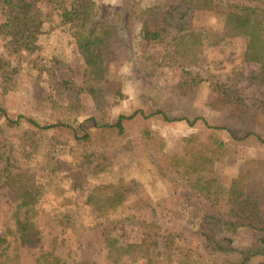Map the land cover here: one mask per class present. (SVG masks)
<instances>
[{"label":"trees","instance_id":"16d2710c","mask_svg":"<svg viewBox=\"0 0 264 264\" xmlns=\"http://www.w3.org/2000/svg\"><path fill=\"white\" fill-rule=\"evenodd\" d=\"M68 1L0 0L1 45L22 63L15 67L0 54V78L13 81L23 70L34 74L32 64L37 71L33 76H41L47 64L62 61L60 48H48L44 40L66 33L83 61L78 92H89L98 111L95 130L87 131L71 117L75 100L66 106L52 102L53 120L45 123L10 108L9 91L0 86V187L9 193L18 224L0 232V264H21L23 248L43 242L37 218L44 202L57 205L53 214L59 224L33 264H84L75 260L73 248L87 229L79 227L78 211L72 210L80 180L85 184L81 190L87 188L80 195L95 210L87 225L101 226L103 248L113 264H229L216 261L217 253L237 254L233 264H264V3ZM42 2L50 8L48 25L39 18ZM202 14L224 15V21L219 29L193 27L192 19ZM120 15L130 17L131 32ZM142 45L146 48L140 53ZM130 56L128 76L136 87L132 96L110 72L113 62ZM166 68L178 72L171 85L160 77ZM206 81L216 87L207 103L214 124L196 104ZM248 87L256 95L246 96ZM123 99H130L132 112L115 115L112 106ZM150 109L166 120L182 112L193 130L178 147L168 149L149 123ZM251 147L258 149L255 158L247 157ZM235 159L244 161V169L226 183L220 168ZM123 160L128 169L145 173L148 187L117 173ZM73 168L79 178L68 177ZM169 177L211 204L226 200L233 208L227 218L199 214L198 233L212 248V259L197 249L173 259L160 248V225L141 218L140 201H151L153 195V201L169 199L160 196L158 185Z\"/></svg>","mask_w":264,"mask_h":264},{"label":"rangeland","instance_id":"374dc122","mask_svg":"<svg viewBox=\"0 0 264 264\" xmlns=\"http://www.w3.org/2000/svg\"><path fill=\"white\" fill-rule=\"evenodd\" d=\"M261 1L264 3V0ZM68 2H70V0ZM40 5L42 7L39 12V18H43L42 20L48 25L50 22V8L45 2H42ZM223 21L224 15L202 14L192 19V26L196 27V25L199 24H208L219 29ZM120 22L127 31L131 32L133 25L128 15H120ZM44 41L48 48L51 45L60 48L59 52L62 53V61L47 64L42 75L38 77L33 76L37 74V71L33 68L34 64H32L30 68L32 71H35L34 74H27L26 71L23 70L21 77H15L13 81L0 78V86L9 91L7 103L12 109L33 114L42 122L50 123L53 120V112L51 109L52 102H56V105L59 106H66L69 105L71 101L75 100L76 102L74 101L73 107L69 108L72 119H76L87 131L95 130L94 118L98 116L97 107L89 92H78V86H81L83 79L82 72L84 67L81 56L75 53L72 39L66 33L56 32V34L47 37ZM1 43L0 36V54L6 56L13 66H22L21 58L9 56L7 49L2 46ZM48 48L44 50H46V52H51V49ZM145 48L144 45L139 47L140 53L144 51ZM155 48L156 50L154 52L159 53L160 49L158 50L157 47ZM131 59H133L132 56L124 58L123 62L115 61L110 66L112 77L117 81L123 82L124 90L130 96L133 95V91L136 88L132 85L133 83L128 76V64L126 60ZM32 60L37 64L42 62L39 59ZM177 75L178 72L176 70L166 68L163 69V73L160 77L163 83L171 85L176 82ZM66 79L72 81L71 85L65 86L62 84ZM215 88L212 81H206L201 85L196 94V104L200 109V113L204 114L212 124L216 122L207 107V103ZM261 90L263 89L260 88L259 91ZM244 93L246 96L256 95L255 88L252 87H248ZM153 111V109H150L147 113L150 115L149 123L153 130L165 138L168 149L178 147L181 138L193 130L188 122L182 119V112H177L174 115L170 114V120H166L163 115L156 114L155 111ZM112 112L115 115L130 114L132 112L130 99H123L120 103L113 105ZM257 153L258 149L251 147L247 151V157L255 158ZM127 166V161L123 160L117 173H124L130 177H134L138 179V181H141L140 183H143L145 187H148L147 182L143 180L145 173L143 174L141 172L142 170L136 168L135 171H133V169H128ZM243 169L244 161L235 159L231 161V163L221 166L220 172L223 175V180L229 183L233 176L240 173ZM74 170L75 168L67 171L68 177L79 178L77 176L79 173H75ZM85 171L86 170L83 172ZM84 185L85 184L80 180L77 191H75L74 194L76 203L72 206V210L78 211L76 221L81 219L79 227L84 226L87 228L80 235L81 238L76 240L79 243L75 242L74 244L75 260L84 264H113V262L107 258L103 248L101 226L92 229L87 225L91 217H93V214L95 215V210L85 205L84 197L80 195V192L87 190V188L81 190V187ZM158 185L160 187V196L164 195L169 199L161 202L159 200L153 201L157 198L153 195L151 201L145 198L146 200L142 201L147 202L143 204L142 201H140L138 205H142V209L140 210L141 218L147 221L155 220L157 224L160 225V248L173 259L181 252L188 249H197L200 253L204 254L206 258L212 259L213 254L210 255L212 248L198 233L199 214L202 212H209L218 217L227 218L231 216L233 208L226 200L218 204H211L208 200L189 190L184 183H176L175 180H171V177L168 178V182H160ZM174 192L177 195L172 198ZM39 207L40 213L37 219L39 227L43 231V242L38 246L24 247L22 250L21 264H33V258L40 251L41 245L43 244L46 247L52 242L59 224L54 220L53 211L55 212L57 208L54 202H44ZM17 226V220L14 216V207L10 200L9 193L7 189L0 187V232L6 230V228L16 229ZM75 234H77V232H75ZM215 257L216 261L220 263L227 262L233 264L237 260V254L217 253ZM2 259L3 256H0V260ZM137 264L146 263L140 261Z\"/></svg>","mask_w":264,"mask_h":264}]
</instances>
